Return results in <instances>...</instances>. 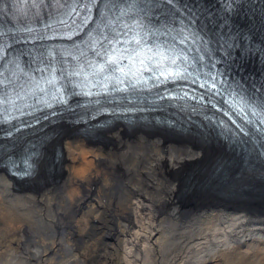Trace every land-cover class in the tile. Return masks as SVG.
Masks as SVG:
<instances>
[{"label": "bare ground", "instance_id": "bare-ground-1", "mask_svg": "<svg viewBox=\"0 0 264 264\" xmlns=\"http://www.w3.org/2000/svg\"><path fill=\"white\" fill-rule=\"evenodd\" d=\"M79 128L48 127L29 179L0 167V264H264L254 153L149 124Z\"/></svg>", "mask_w": 264, "mask_h": 264}, {"label": "rangeland", "instance_id": "rangeland-1", "mask_svg": "<svg viewBox=\"0 0 264 264\" xmlns=\"http://www.w3.org/2000/svg\"><path fill=\"white\" fill-rule=\"evenodd\" d=\"M46 145H47V144H46ZM65 145H66V144H65ZM89 146H90V145H88L87 142H86V144L84 145V147H85L86 149H88ZM45 147H46V146H45ZM86 156H87L88 159L90 158V155L87 154ZM89 160H90V159H89ZM89 160H87V159L85 158V162H86V164L83 165V171L80 172V173H84V172L89 171V168H88V165L90 164V161H89ZM108 242H110V241H108ZM113 264H119L118 260H117V261L115 260V262H114Z\"/></svg>", "mask_w": 264, "mask_h": 264}, {"label": "snow or ice", "instance_id": "snow-or-ice-1", "mask_svg": "<svg viewBox=\"0 0 264 264\" xmlns=\"http://www.w3.org/2000/svg\"><path fill=\"white\" fill-rule=\"evenodd\" d=\"M173 2H175V0H173ZM80 7H81V8H87V9H89V11H90L89 4H88V0H84V2L80 3ZM72 12H76V9L73 8V9H72ZM77 15H79V13H77ZM110 62H111V61H110ZM101 70H103V69H101ZM78 74H79V73H77V75H78ZM48 83H49V84L54 83V77H53V79H50V80L48 81ZM209 102L211 103V101H209Z\"/></svg>", "mask_w": 264, "mask_h": 264}]
</instances>
